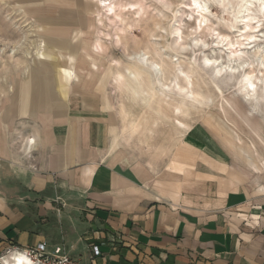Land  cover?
<instances>
[{
  "label": "crops",
  "instance_id": "obj_1",
  "mask_svg": "<svg viewBox=\"0 0 264 264\" xmlns=\"http://www.w3.org/2000/svg\"><path fill=\"white\" fill-rule=\"evenodd\" d=\"M54 19L41 20L51 37L22 72L21 106L13 89L0 109L34 122L22 155L0 145V257L45 242L81 264H264V111L248 109L251 124L222 123L229 131L220 133L199 122L165 156L115 146L114 116L90 95L55 102L54 91L66 99L81 77L62 38L67 21ZM56 48L69 50L65 65ZM95 72L89 66L86 78Z\"/></svg>",
  "mask_w": 264,
  "mask_h": 264
},
{
  "label": "rangeland",
  "instance_id": "obj_2",
  "mask_svg": "<svg viewBox=\"0 0 264 264\" xmlns=\"http://www.w3.org/2000/svg\"><path fill=\"white\" fill-rule=\"evenodd\" d=\"M34 1L0 0V109L9 102L5 97L12 95L13 89L16 94L20 93L14 104L20 98L21 106L20 86L23 87L28 79L22 72L33 59L39 62L36 57L43 55L35 54V47L51 37L47 32L48 24L41 20L59 17L54 20L67 21L69 31L62 38L74 45L71 54L75 56L76 74L81 78L72 83L66 99L54 91L55 102L59 105L66 102L73 91L90 95L92 106H101L114 116V128L119 135L115 146L121 144L132 153L160 157L178 146L188 130L199 122L215 131L222 123L235 120L239 125L251 124L247 116L251 107L244 102L236 79L230 82L228 77L220 78L216 66H207L204 61L206 56L228 60V50L222 52L220 47L223 46L219 47L216 41L220 33L229 35L232 40L238 38L237 34L241 35L235 33L239 25L235 17L243 0H205L207 24L201 31L196 28L198 16L191 0H111L119 15L115 20L105 8L99 7V0ZM130 6H136L137 11H131ZM249 14L257 18L256 22L260 20L264 29V13L253 8ZM177 31L181 36L179 41ZM118 38L121 46L117 45ZM96 41L101 46L99 53L93 49ZM258 43L264 46V38ZM15 46L19 52L13 57L11 49ZM46 47L48 52L52 50L48 44ZM248 51L249 54L244 55L246 58L260 60L255 50ZM53 52L61 57L60 64L65 65L69 50L56 48ZM140 53L152 56L161 72L153 65L138 62L137 58L131 59ZM261 60L264 61V57ZM92 63H96L99 70L87 79L85 72ZM180 69L186 72V78L177 77ZM257 71L263 79L260 69ZM119 74L124 77L121 81L117 79ZM103 78L108 80L100 87ZM90 79L92 81L85 82ZM160 79L167 80L172 89L180 83L195 96L168 91ZM222 100H227L238 111L231 110ZM257 102L259 107L250 110L264 111V84L260 85ZM177 109L182 113H177ZM39 112L40 116L53 114V111ZM31 119V113L0 111V145L14 143L16 155H22L20 141L28 135L29 125H34ZM179 121L186 129L178 124ZM222 129L229 131L228 127ZM5 162L7 160L0 155V164Z\"/></svg>",
  "mask_w": 264,
  "mask_h": 264
},
{
  "label": "bare ground",
  "instance_id": "obj_3",
  "mask_svg": "<svg viewBox=\"0 0 264 264\" xmlns=\"http://www.w3.org/2000/svg\"><path fill=\"white\" fill-rule=\"evenodd\" d=\"M99 2H100L99 7L105 8L106 11L109 13V15H111L110 16L111 19L115 20L116 18H119L118 13L116 12L115 3H113L111 0H99ZM191 6L193 7V11L198 16L197 18L198 24L196 25V28L197 30L201 31L204 29V25L207 24L206 13L208 12V6L205 0H191ZM130 8H131V11L132 9L134 10V12L137 11L136 6H130ZM240 8L241 9L239 10L237 16L235 17L236 19L235 18L234 19L236 20L237 24H239L238 26L235 25L237 27V30L235 33H239L241 35L239 36L237 34L236 37L238 38L236 40L235 39L232 40L229 35H223L220 33L218 34L217 41H216L219 47L223 46L222 48L220 47L222 52L224 50H228L229 52L227 56L228 60L223 61V57L221 56L215 57V58H210L206 56L204 61L207 66H216L215 71L220 78L228 77L230 82H232L233 79H236L235 81H237L236 84H238L237 86L239 87V91L243 93L244 102L251 107L250 109H257L259 107V104L257 101H259L260 85L264 84V61L261 60L262 57H264V46L259 44L258 41L264 38V29L261 28L262 25L260 24V20L256 22L257 18L252 16V14H249V13L253 10V8L255 9L258 8V10L261 13H264V0H243V4H241ZM241 24L243 25V27H240ZM212 29H214V27ZM176 33L178 35L177 40L179 41L181 38L180 32L177 31ZM116 42H117V45L121 46L122 43L119 38ZM42 43L36 45L35 54L37 55L45 54L44 49H43L45 45L44 43L43 44ZM100 47L101 46L97 43V41L93 45V49L97 53H99ZM181 47L183 48L184 45L182 44ZM248 50H255L260 60L251 61L248 58H246V56L244 55L249 54ZM5 51H6L5 49H2V52H5ZM11 51L14 54L13 57L17 56L19 52L16 46L12 48ZM27 56H28V52H27ZM135 58H137L138 62L140 63L150 64V65L155 66L159 70V72H161L160 67L157 65L156 61L154 60L152 56L146 53H140V54H137L135 57H131V59H135ZM92 69L95 71H98L99 67L97 66L96 63H92ZM257 69H260L263 79H260L259 74H257L258 72ZM132 75L134 74L132 73ZM74 76L75 78L77 77L76 71L74 72ZM177 77L186 78L187 74L184 70L180 69ZM123 78H124L123 75L119 74L117 79L121 81ZM160 82L164 86V88L168 91L173 90L182 95H186V94L190 95L191 93L192 96H195V93L193 91L188 90L187 87L182 86L180 83L176 85L175 89L174 88L172 89V87L170 86L167 80L160 79ZM189 95H186V97H189ZM192 96L190 95V97ZM222 101H224L225 104L231 110L236 111L235 108L231 105V103H229L227 100H222ZM177 113H182L181 109H177ZM178 124L181 127L186 129V125L183 124L182 122L179 121ZM18 255L19 253H16L13 257L12 263H9V264H22L21 261L16 259Z\"/></svg>",
  "mask_w": 264,
  "mask_h": 264
},
{
  "label": "built area",
  "instance_id": "obj_4",
  "mask_svg": "<svg viewBox=\"0 0 264 264\" xmlns=\"http://www.w3.org/2000/svg\"><path fill=\"white\" fill-rule=\"evenodd\" d=\"M39 245H43V247H27L20 248L17 246L11 247L4 252V254L0 257V264H3V259L6 255L15 253H23L25 257L31 258L32 264H81V261L77 258L71 257L68 254L62 255H53L47 251V243L43 242ZM93 256L100 255V251L98 247H93L92 249Z\"/></svg>",
  "mask_w": 264,
  "mask_h": 264
},
{
  "label": "snow or ice",
  "instance_id": "obj_5",
  "mask_svg": "<svg viewBox=\"0 0 264 264\" xmlns=\"http://www.w3.org/2000/svg\"><path fill=\"white\" fill-rule=\"evenodd\" d=\"M38 247L42 248L43 245H38ZM16 259L21 261L22 264H32L31 258H25L22 252L16 257Z\"/></svg>",
  "mask_w": 264,
  "mask_h": 264
}]
</instances>
